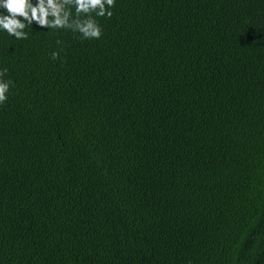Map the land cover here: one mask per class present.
I'll use <instances>...</instances> for the list:
<instances>
[{
	"label": "trees",
	"instance_id": "16d2710c",
	"mask_svg": "<svg viewBox=\"0 0 264 264\" xmlns=\"http://www.w3.org/2000/svg\"><path fill=\"white\" fill-rule=\"evenodd\" d=\"M112 11L0 31V264H264V0Z\"/></svg>",
	"mask_w": 264,
	"mask_h": 264
},
{
	"label": "clouds",
	"instance_id": "9594fccd",
	"mask_svg": "<svg viewBox=\"0 0 264 264\" xmlns=\"http://www.w3.org/2000/svg\"><path fill=\"white\" fill-rule=\"evenodd\" d=\"M115 7L116 0H0V31L17 40H27L29 33L25 29L35 22L41 28L78 33L82 40H98L103 28L97 18L111 19ZM56 44L62 41L57 39ZM60 51H53L51 59H59ZM7 73L6 67L0 69V106L6 104L14 86L11 79H5Z\"/></svg>",
	"mask_w": 264,
	"mask_h": 264
}]
</instances>
